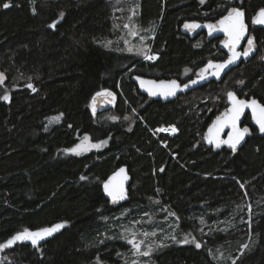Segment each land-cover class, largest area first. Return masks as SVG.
I'll list each match as a JSON object with an SVG mask.
<instances>
[{
    "label": "trees",
    "instance_id": "1",
    "mask_svg": "<svg viewBox=\"0 0 264 264\" xmlns=\"http://www.w3.org/2000/svg\"><path fill=\"white\" fill-rule=\"evenodd\" d=\"M239 2L142 0L140 23L160 21L152 42L159 58L146 64L143 54L102 45L116 38L109 0H0V71L6 75L0 84V244L24 229L67 222L40 246L0 249V264H122L119 254L129 244L102 233L129 206L136 217L151 209L177 224L178 238L154 245L150 264H221L212 250L228 242H238L235 251L247 245L232 253L236 258L229 264H264V136L252 127L237 152H215L203 143L208 124L227 106L228 91L264 103L263 57L169 103L142 95L131 79L140 74L184 81L208 60L224 59L218 40H191L180 24L215 20L231 5L243 7L250 20L264 8V0ZM257 35L264 52V31ZM185 67L193 73L182 78ZM30 83L37 91L25 88ZM103 88L118 94L111 110L116 120L102 121L91 112V98ZM244 124H251L249 115ZM161 126H175L178 133L156 132ZM83 135L109 144L100 151L65 153ZM124 164L132 177L130 200L113 208L102 182ZM233 216L234 226L224 228ZM186 235L202 247L177 242Z\"/></svg>",
    "mask_w": 264,
    "mask_h": 264
},
{
    "label": "snow or ice",
    "instance_id": "2",
    "mask_svg": "<svg viewBox=\"0 0 264 264\" xmlns=\"http://www.w3.org/2000/svg\"><path fill=\"white\" fill-rule=\"evenodd\" d=\"M204 0H201L203 3ZM242 2V0H241ZM4 8L10 7V4L5 3L3 5ZM35 12V9H33ZM63 16V13L60 14ZM133 15H135V10H133ZM253 23L264 25V8L260 9L257 15L253 18ZM50 27L55 28L56 22L50 25ZM127 27V25L125 26ZM184 27L189 30H195L196 28L201 27L199 24H185ZM209 30V35H211L214 31H223L226 34V39L222 41L224 47L228 49L230 55L226 60L221 63H213L209 61L206 67L200 69L199 80H204L207 78V75H211L217 78H220L221 74L225 69L229 68L230 65L235 64L241 57H248L254 50V37H249L247 39V48L241 52L238 50V47L241 41L245 38L247 34L248 25L245 22V13L242 8H231L228 10L227 14L224 15L217 24H208L206 26ZM111 44V41L108 42ZM199 46V45H198ZM128 51H133L132 48H128ZM138 52L142 53L147 60H155L157 57L155 55H149L148 49H139ZM4 75L0 73V84L4 82ZM140 81V86L145 88L151 96L164 95L175 96L178 91L186 90L189 88L190 84L195 85L198 83V80H191L190 84L186 83L181 85L177 80H161L159 82L155 80H143L140 77H137ZM239 83H243L240 81ZM29 88L32 91H36V89L29 84ZM99 96L111 97L107 102L112 103L114 100V94L108 92L107 90L99 92L96 94ZM228 99L231 101V107L226 109L221 116H218L213 124L208 129L207 140L209 144L215 143L217 148H220L222 145H228L233 151L237 149V146L244 139L245 135L249 133V129L247 127L241 129L238 127L241 116L244 114L245 109H251L252 117L255 122L259 125L260 132H264V105L260 104L255 99L252 100H243L238 99L234 92L227 93ZM4 100H8L9 96H3ZM96 111V98H93V112ZM135 111V110H133ZM63 114H60L62 116ZM60 116L52 118V121H58ZM116 119V117H112ZM225 127H230L231 132L228 134L227 139H221L220 133ZM159 131L175 132L176 129L172 128H161ZM107 144V141H101L99 143H92L90 137L87 135L83 138V141L80 144H77L74 148L68 149V152L74 153L76 155H80L83 152L90 151L92 148H100ZM163 171V169H161ZM81 179H86V177H81ZM128 176L126 175L125 169L121 168L117 173H115L105 184L104 190L108 193V195L112 198V201L115 203L119 200H123L126 198L127 193L125 189V182L127 181ZM243 187V185H241ZM249 213H251V206L249 205ZM174 216L175 213H172ZM67 222L57 223L51 227H43L39 228L35 231L24 229L23 231L12 236L6 243L0 244V249L7 248L16 244L17 242L30 241L33 246H38L40 241L44 240L46 237L51 236L53 233L59 231L61 228L65 226ZM249 226H251V215L249 216ZM127 231V230H126ZM202 231V229H201ZM145 236H148L149 233H144ZM151 235H155V233H151ZM171 239L176 240L175 236H172ZM131 243L138 254H142L144 256H149L152 252V245H148V250L140 253L141 246L144 244V241L141 240L137 242L135 238L128 241ZM178 243H194L196 248H201L202 245L200 242L196 241L195 237H192L191 240L185 238L182 241H177ZM247 247V245H245Z\"/></svg>",
    "mask_w": 264,
    "mask_h": 264
},
{
    "label": "rangeland",
    "instance_id": "3",
    "mask_svg": "<svg viewBox=\"0 0 264 264\" xmlns=\"http://www.w3.org/2000/svg\"><path fill=\"white\" fill-rule=\"evenodd\" d=\"M231 3H234L236 1L239 2V0H229ZM240 3V2H239ZM109 4L112 7L114 20H115V27H116V38L110 39L105 42H102V45L118 50V51H124L127 53H135V54H142L138 52L139 49H148L149 55H155L156 52L152 50V42L155 38L156 32L158 30L160 21L153 20L149 22L146 25H143L140 23L139 17H140V11L142 7V0H109ZM232 6V5H231ZM234 6V5H233ZM133 10H135V15H133ZM119 22H123L122 26H120ZM127 25V27H125ZM120 29V30H118ZM256 33V32H253ZM205 36V35H204ZM199 38V37H198ZM111 41V44L109 45L108 42ZM128 48H132L133 51H128ZM264 52H261L258 56L260 58ZM158 59V58H157ZM157 59L155 60H147L145 57L143 58V62L146 64H153ZM5 77L4 81L6 80V75L0 71ZM193 73L192 67H185L182 71L181 77L187 78ZM37 91V90H36ZM35 92V91H33ZM100 115V120L102 121H108V120H116L117 117L112 113L111 110L103 112ZM112 117H116V119H113ZM52 126V123H50L47 127L49 129ZM164 126L159 127L161 129ZM166 128L174 127L176 129L175 132L168 131V132H158L163 133L169 136H174L178 133V130L175 126H165ZM158 129V130H159ZM86 135H83L80 140L73 146L68 147L65 149V153L74 154L71 152H68V149L74 148L77 144H80L83 141V138ZM90 137L92 143H99L101 141H107V144L100 147V148H92L90 151L83 152L82 154L89 153L91 151H100L104 149L109 144V139L106 140H93L90 135H87ZM76 155V154H74ZM249 205L251 206V213H249ZM248 207V216L251 215V220L253 216V205L247 203ZM133 210H135L134 206H129L121 209L118 213L113 215L111 219L109 220V227L106 229L102 234L103 236H108L109 238L115 239L118 238L119 240H122L126 242L128 245V249L124 253H120L119 255L122 258V264H150L148 256H144L142 254H138L133 245L129 243L128 241L135 238L137 242L143 240L144 244L141 246L140 253H143L147 251L148 245L151 244L152 247L156 244H162L165 243L166 240H173L171 239L172 236H175L176 239L179 236V231L177 230V224L175 220L172 218H168L166 215L165 218H159L158 213L155 215L153 213L154 210L149 209L146 212L141 213L137 217L133 213ZM161 210V209H160ZM230 220H235L236 217H229ZM243 218V217H242ZM240 219V218H239ZM238 219V220H239ZM244 219V218H243ZM225 220V219H224ZM223 220V221H224ZM227 221L229 223L232 222ZM249 221V217L247 219ZM201 221L202 226H206V222L208 221V218L206 216H203L199 219ZM232 224L224 225V228H227V226H234ZM202 228H200L201 231ZM127 230V231H126ZM206 229H202V232H209ZM108 233H107V232ZM114 231V232H113ZM144 233H149L148 236H145ZM151 233H155V235H151ZM192 237H195L193 235H186L185 238L192 239ZM250 238V234L248 235V239ZM238 242H228L225 245H220L215 250H212V255L218 262L221 264H229L232 262L236 256L232 255V253L240 254L243 252L245 245L242 244L240 247L235 251ZM94 264H104L95 262Z\"/></svg>",
    "mask_w": 264,
    "mask_h": 264
},
{
    "label": "water",
    "instance_id": "4",
    "mask_svg": "<svg viewBox=\"0 0 264 264\" xmlns=\"http://www.w3.org/2000/svg\"><path fill=\"white\" fill-rule=\"evenodd\" d=\"M10 6H11V4H10ZM231 8H242L243 11H244V13H245V22L248 25L247 34H246L245 38L241 41V43H240V45L238 47V50L241 51V52H243L247 48V39L249 37H254V45H255L254 50H253V52L248 57H243L242 56L241 59L238 60L235 64L230 65L229 68L225 69L224 72L221 74L220 78H217V77H214V76H211V75H207V78L206 79L199 80L200 69L206 67V65H207V63L209 61H212L213 63H221L224 60H226L228 58V56L230 55V53L228 52V49L226 47H224V45L222 43V41L226 39V34L223 31H214L211 35H209V30H208V28L206 26L208 24H214V25L217 24L218 21L224 15H226L227 12H228V10H230ZM258 11L251 17L250 22H248L247 15H246V10L243 7L238 6V5L230 6L224 14H222L220 17H218L215 20H206V21H201V20H196V19H186V20H183L181 22V24H180V32L183 35H185L186 37H188L191 40H195L199 36L205 35V39H206L207 42H212V41H215V40L218 39L219 40L218 41V48H219V50H221L225 54V58L224 59H221V60H214V59L208 60L206 63H204L202 66H200L199 68L196 69L195 75L192 78L186 79L184 81H181L178 78H161V79H156V78H151V77L143 76V75H140V74H133L132 77H131V79L136 84V87H137L138 91L142 95H144L146 97H149L152 100L161 101L162 103H169V102H172V101L176 100L179 96L185 95V94L189 93L190 91L195 90V89L200 88V87H203V86H205V85H207L209 83H212V82L219 83V82H221L225 78V76L228 74L229 71H231L232 69L238 67L241 63H247V62H249L250 60H252L254 58V56H256V54H257V52L259 50V44H258V41H257L256 37L253 36V35H250V28H252L253 30L260 29V28L264 29V25L255 24V23L252 22L253 21V18L257 15ZM193 23L199 24V25H201V27L196 28L195 30H189V29H186L184 27L185 24H193ZM51 24H53V23H51ZM56 24H57V22H56ZM50 28H52V27H50ZM52 29H55V28H52ZM137 77H140L143 80H155L157 82H159L161 80H165V81L177 80L181 85L186 84V83L190 84V81L191 80H198V83L195 84V85H191L190 84V86H189L188 89L182 90V91H178L175 96H168V97H165L164 95L151 96L145 88H142L140 86V81L138 79H136ZM30 84L34 87V84H32V83H30ZM28 85L29 84L25 85V88L32 90L31 88L28 87ZM105 90H107L108 92H111V93L114 94V100H113L112 103H108L107 102L109 99H111V97H106V96H99L98 97L96 95L97 93L102 92V91H105ZM230 91L231 92H234L236 94V96H237L238 99H243V100H252V99H255L260 104L264 105V103H262L258 98H255V97H251L249 99L248 98H242L234 90H230ZM230 91H228V92H230ZM94 97L96 98V111H95V113L93 112V98ZM118 100H119L118 94L113 89H111V88H103V89H100L91 98V112H92L93 115H98L100 113H103V112L112 110V109L116 108V106L118 104ZM7 104H9V101H7ZM230 107H231V101L227 97V106L219 114H217L213 118V120L208 124V126H207V128L205 130L204 137H203V143L205 144V146L207 148L212 149L215 152H221V150L224 149V148L227 149L230 152H237L238 150H240L246 144L248 138L251 136V134H252V127H254L258 131V133L260 135L264 136V132H260L259 125L255 122V120L252 117L251 109H245L244 110V114L240 118L238 127L241 128V129L247 127L249 129V133L245 135L244 139L237 146V149L235 151H233L228 145H222L220 148H217L215 146V143L209 144L208 143V140H207L209 127L213 124V122L216 120V118L218 116H221V114H223L225 112V110L228 109V108H230ZM248 115L250 116V122H251V124H244V121H245V119H246V117ZM230 132H231V128L230 127H225L222 130V132L220 133V138L221 139H227L228 138V134ZM121 168H124L125 169L126 175L128 176V179L125 182V189H126L127 196H126L125 199L119 200V201H117V202L114 203L112 201V198L104 190V184L115 173H117ZM131 183H132V177H131V174L129 172V168H128V166L126 164L121 165L120 167H118L114 172H112L102 182V191H103V194H104L105 198L108 200V202L111 205V207L118 208V207L122 206L123 204L129 202V200H130V186H131ZM57 223H63V222H56L54 224H51V225H48V226H45V227H51V226H53V225H55ZM65 227H66V224L59 231L53 233L51 236H48L44 240L40 241V243H39L38 246L44 244L45 242L49 241L50 239H52L56 235L60 234ZM37 229H39V228H37ZM37 229H29V230L35 231ZM19 232H21V231H19ZM19 232H17V233H19ZM17 233H15V234H17ZM16 244L32 245L30 241L17 242ZM16 244H14V245H16ZM14 245H12V246H14ZM12 246H9V247H12Z\"/></svg>",
    "mask_w": 264,
    "mask_h": 264
},
{
    "label": "flooded vegetation",
    "instance_id": "5",
    "mask_svg": "<svg viewBox=\"0 0 264 264\" xmlns=\"http://www.w3.org/2000/svg\"><path fill=\"white\" fill-rule=\"evenodd\" d=\"M251 19V18H250ZM248 22H250V20H248ZM260 31H264V29H262V28H260V29H256V30H253L252 28H250V35H253V36H255L256 37V39H257V41H258V35H257V33H259ZM253 32H256V33H253ZM218 40V39H217ZM219 41V40H218ZM259 52H257V54H256V56H254V58L255 57H258V56H260L259 54L262 52V51H260V49L258 50ZM262 57H263V60H264V54L262 55ZM196 72V71H195ZM230 72V71H229ZM228 72V73H229ZM226 77V76H225ZM223 81V80H222ZM227 97V96H226ZM240 97H242V96H240ZM242 98H245V97H242ZM251 98V97H250ZM249 99V98H248ZM227 101V100H226ZM245 122V121H244Z\"/></svg>",
    "mask_w": 264,
    "mask_h": 264
},
{
    "label": "bare ground",
    "instance_id": "6",
    "mask_svg": "<svg viewBox=\"0 0 264 264\" xmlns=\"http://www.w3.org/2000/svg\"><path fill=\"white\" fill-rule=\"evenodd\" d=\"M232 212V211H231ZM228 221V220H227ZM259 223V222H258ZM94 224V223H93ZM255 227V226H254ZM218 229V228H217ZM247 229V228H246ZM107 232V231H106ZM114 232V231H113ZM233 232V231H232ZM108 233V232H107ZM238 233H240V232H238ZM217 234V233H216ZM234 234V233H233ZM101 235V234H100ZM224 236V235H223ZM258 236V235H257ZM105 237V236H104ZM217 237V236H216ZM234 238H236V237H234ZM216 239V238H215ZM105 240V239H104ZM120 241V240H119ZM100 244V243H99ZM239 245V244H238ZM121 246V245H120ZM148 250V249H147ZM162 251V250H161ZM165 251V250H164ZM242 258V257H241ZM153 261V260H152ZM164 261V260H163ZM247 261V260H246ZM244 262V261H243ZM119 264H121V263H119Z\"/></svg>",
    "mask_w": 264,
    "mask_h": 264
},
{
    "label": "built area",
    "instance_id": "7",
    "mask_svg": "<svg viewBox=\"0 0 264 264\" xmlns=\"http://www.w3.org/2000/svg\"><path fill=\"white\" fill-rule=\"evenodd\" d=\"M156 57L159 58V54H156ZM162 128H166V127L164 126V127H162ZM169 128H171V127H169ZM158 129H159V128L155 129V131H156V132H162V131H159ZM164 133H165V132H164Z\"/></svg>",
    "mask_w": 264,
    "mask_h": 264
}]
</instances>
